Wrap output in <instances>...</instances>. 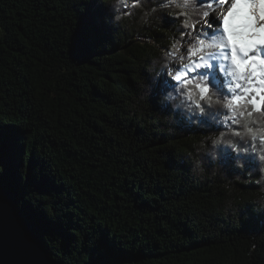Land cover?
<instances>
[{
    "label": "trees",
    "instance_id": "1",
    "mask_svg": "<svg viewBox=\"0 0 264 264\" xmlns=\"http://www.w3.org/2000/svg\"><path fill=\"white\" fill-rule=\"evenodd\" d=\"M165 2L0 0V185L66 264H264V143L187 99L242 93L199 72L185 88L168 59L211 0Z\"/></svg>",
    "mask_w": 264,
    "mask_h": 264
},
{
    "label": "snow or ice",
    "instance_id": "2",
    "mask_svg": "<svg viewBox=\"0 0 264 264\" xmlns=\"http://www.w3.org/2000/svg\"><path fill=\"white\" fill-rule=\"evenodd\" d=\"M217 3L226 6V13L219 19L212 16ZM208 7L212 12L204 11L203 16L206 18L211 16L209 23L214 26V30L205 33L210 42L197 38L198 46L187 49V52L191 59L202 53L206 44L216 45L219 51L207 59L200 56L201 62H192L185 68L193 71L201 67L207 69L218 66L221 71L232 76L236 83L234 87L229 85L230 91L236 93L240 90L243 94L231 95L224 101L223 107L231 112L230 118L238 124L239 120L236 119L238 116L251 117L253 112H264V0H211ZM217 54L222 56L224 61L229 62L228 67L209 63ZM186 77L187 71H184L179 72L175 79L182 81L187 88L192 81ZM239 81H244L247 86H243ZM195 87L199 89L203 101L209 94V87L200 83ZM248 105H251L252 111L245 113L243 109ZM248 131L251 132L252 129L249 128ZM233 134L239 136L240 132ZM259 139L264 143V136Z\"/></svg>",
    "mask_w": 264,
    "mask_h": 264
},
{
    "label": "water",
    "instance_id": "3",
    "mask_svg": "<svg viewBox=\"0 0 264 264\" xmlns=\"http://www.w3.org/2000/svg\"><path fill=\"white\" fill-rule=\"evenodd\" d=\"M9 145L0 146V158ZM0 264H66L47 251L38 231L18 208L15 194L0 185Z\"/></svg>",
    "mask_w": 264,
    "mask_h": 264
},
{
    "label": "clouds",
    "instance_id": "4",
    "mask_svg": "<svg viewBox=\"0 0 264 264\" xmlns=\"http://www.w3.org/2000/svg\"><path fill=\"white\" fill-rule=\"evenodd\" d=\"M196 2L197 0H182V2H180V0H166V2L164 4L161 5V7H168L169 5H173L175 8L177 9H180V14L181 15H187L189 17H191L193 14H195V12L197 11L196 9ZM118 3L119 4H125L126 3V0H118ZM152 11H156V9H153ZM148 15H151V13H146V16H145V21H146V18ZM117 20L120 19L119 16H116L115 17ZM191 26V20H187L185 22V27H190ZM198 46V45H197ZM174 48L176 49V51H174L172 53L171 56L168 57V59H171L172 56H175L178 51H179V44L177 43ZM206 50H209L206 54L211 56L213 54V51H215L216 53L219 51L218 47L216 45H208L206 44L205 45V48ZM220 59H223L222 56H219ZM186 66V65H185ZM171 95V93H169V96ZM214 95V94H213ZM213 95H207L203 101L207 104H223L224 102L223 101H220L219 99H213ZM187 99L188 100H191L193 102V104L195 105L196 109H198L201 113L204 112V109L202 107H198V105H200V101L201 100V96H200V92L198 94L196 93H193L191 90H189L187 92ZM191 110V109H189ZM238 123H242V121H238ZM244 123V128H245V131L243 132H240L239 136L241 137H244V136H250L252 139H256L257 137H261V136H264V126H262L261 128L259 129H253L251 127H249V123L250 121L248 120L247 117H245V120L243 121ZM262 124H264V121H262ZM251 128L252 131H248V129ZM225 144H228V145H231L234 149L237 147L233 141L231 139H225L223 141ZM213 145H218L221 143V139L220 138H217V139H214L212 141ZM240 151H247L246 148H241L239 149ZM261 154H260V160L261 161H264V148H262L261 150ZM199 163V162H198ZM237 166L239 167H243V164L242 162H237ZM261 172L264 173V166L261 167ZM261 179H264V175H262Z\"/></svg>",
    "mask_w": 264,
    "mask_h": 264
},
{
    "label": "rangeland",
    "instance_id": "5",
    "mask_svg": "<svg viewBox=\"0 0 264 264\" xmlns=\"http://www.w3.org/2000/svg\"><path fill=\"white\" fill-rule=\"evenodd\" d=\"M223 6L224 5H222V4H220V5L218 4L215 7V11L212 12V16H215L216 17V15L218 14L216 11L217 10L220 11ZM216 8H217V10H216ZM216 18L218 19V17H216ZM210 20H211V16L210 17H207V18L204 17V19L199 20L196 23V25H195V34H197L199 38L205 39L206 42H210V41L205 36V33L208 32V31L214 30L213 25H211L209 23ZM2 35H3V30L0 27V36H2ZM194 45L197 46V42H195ZM208 51L209 50L204 49V51L202 53H200L197 56L192 57L191 59H189L188 52H187V48H184L182 50V52H181V55L174 56L173 62L170 63V68H171V70H174V69L177 70L176 68H180L181 72L187 71V76L197 74L198 72L199 73L208 74V75L215 74V75L218 76V79L219 80L225 79L226 82L229 85H231L232 87H234L236 82L232 79V76L228 75L224 71H221L220 67H218V66L217 67H212V68H207V69L201 67V68L195 69L193 71H188L185 68V65H190L192 62H201L200 61V56H204L205 59H207L209 57V55L206 54ZM214 53H216V52L213 51V54ZM227 62L228 61H224V60L220 59L218 55H216V58L215 59L209 61V63H211L213 65H224V66H226V63ZM240 83L243 86H247L244 81H241ZM237 93L238 94L239 93H242V91L237 90ZM4 156H5V154H4Z\"/></svg>",
    "mask_w": 264,
    "mask_h": 264
},
{
    "label": "bare ground",
    "instance_id": "6",
    "mask_svg": "<svg viewBox=\"0 0 264 264\" xmlns=\"http://www.w3.org/2000/svg\"><path fill=\"white\" fill-rule=\"evenodd\" d=\"M222 10H224V11L221 12V13L219 12L220 14H224V13H226V6H224V8H223ZM219 13H218V14H219ZM218 14H217V15H218ZM217 15H216V17H217ZM213 28H214V26H213ZM217 55H218V54H217ZM222 60H223V59H222ZM228 66H229V63L227 62L225 67H228ZM232 79H233V78H232ZM235 82H236V81H235ZM239 82H241V81H239Z\"/></svg>",
    "mask_w": 264,
    "mask_h": 264
}]
</instances>
